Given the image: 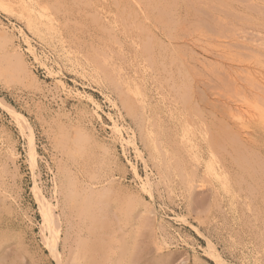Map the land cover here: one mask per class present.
<instances>
[{
	"label": "rangeland",
	"instance_id": "374dc122",
	"mask_svg": "<svg viewBox=\"0 0 264 264\" xmlns=\"http://www.w3.org/2000/svg\"><path fill=\"white\" fill-rule=\"evenodd\" d=\"M163 1L0 0V264H264V1Z\"/></svg>",
	"mask_w": 264,
	"mask_h": 264
},
{
	"label": "bare ground",
	"instance_id": "6f19581e",
	"mask_svg": "<svg viewBox=\"0 0 264 264\" xmlns=\"http://www.w3.org/2000/svg\"><path fill=\"white\" fill-rule=\"evenodd\" d=\"M161 1V0H160ZM163 1V0H162ZM194 3H195V5L197 6V4L196 3H198V1H196V0H192ZM226 1V3L228 2L227 0H225ZM224 1V2H225ZM233 1V0H232ZM231 0H230V2H232ZM259 1V0H258ZM261 2H263L264 0H260ZM158 2V1H157ZM167 1H163V3H165V5H164V7H162L163 9H166V7H167V3H166ZM191 2V1H190ZM201 2V1H200ZM204 2V1H203ZM203 2H201V3H203ZM214 2V1H213ZM221 2H222V0L220 1V5H221ZM238 2V1H237ZM246 2V1H245ZM248 2H249V0H248ZM219 3V2H218ZM229 3V2H228ZM193 4V3H192ZM199 4V3H198ZM204 4V3H203ZM236 4V3H235ZM259 4V3H258ZM159 4H157L156 6H158ZM200 5V4H199ZM205 5H206V7H205ZM211 5V4H210ZM209 5V6H210ZM214 5H216V4H214ZM262 5H263V7H264V3H262ZM160 6H163V5H160ZM206 9L209 7L208 5H207V3L206 4H204L203 5ZM208 6V7H207ZM223 6V5H222ZM227 6V5H226ZM225 5H224V7H226ZM245 6V5H244ZM243 6V7H244ZM255 6V5H254ZM257 6V5H256ZM159 7V6H158ZM217 7V6H216ZM216 7H214L215 9H216ZM246 7V6H245ZM258 7V6H257ZM257 7H254V8H250L249 6H247L246 8L247 9H249V12H248V10H247V13L250 15V16H253V14L256 12V14L257 13H260L259 12V10L257 11L256 10V8ZM262 7V6H261ZM201 8V7H200ZM214 8H213V10H214ZM222 8V7H221ZM226 8H228V6L226 7ZM231 8V7H230ZM229 8V9H230ZM199 9V8H198ZM206 9H203V10H206ZM225 9V8H224ZM240 9V8H239ZM258 9V8H257ZM260 9V8H259ZM264 9V8H263ZM222 10V9H221ZM262 10V9H261ZM212 11V10H211ZM210 11V12H211ZM216 11V10H215ZM217 11H219V10H217ZM216 11V12H217ZM244 11V10H243ZM209 12V11H208ZM223 12V11H222ZM222 12H219V13H222ZM226 12V11H225ZM235 12V11H234ZM244 12H246V10L244 11ZM262 12V11H261ZM219 13L217 12V13H215V18H217V19H215V21H217V23H218V21H222L221 19H220V15H219ZM240 13V12H239ZM242 14V13H241ZM255 14V15H256ZM224 15V14H223ZM231 15V14H230ZM236 15V14H235ZM258 15V14H257ZM224 17H225V15H224ZM223 17V18H224ZM233 17V16H232ZM238 17V16H237ZM257 18L259 17V16H256ZM264 17V16H263ZM226 18H227V16H226ZM251 18V17H250ZM212 19V18H211ZM208 20H210V19H208ZM214 20V19H213ZM243 20V19H242ZM259 20H261V19H259ZM186 21V20H185ZM245 21V20H244ZM207 22V21H206ZM209 22V21H208ZM207 22V23H208ZM226 22V21H225ZM229 22V21H228ZM242 22V21H241ZM258 22V21H257ZM186 23H187V21H186ZM189 23V25L191 24L190 22H188ZM203 19L202 20H199L198 22H197V24H196V22L194 23V24H196V26L197 27H200V25L202 26L203 24ZM216 22H215V24H217ZM221 23V22H220ZM220 23H218V24H220ZM230 23V22H229ZM238 23V22H237ZM184 24V21H182V25ZM209 24V23H208ZM214 24V25H215ZM217 24V25H218ZM241 24V23H240ZM185 25V24H184ZM184 25H183V27H184ZM209 25H211V24H209ZM213 25V24H212ZM229 25V24H228ZM244 25V24H243ZM186 26V25H185ZM245 26V25H244ZM192 28H193V26H191ZM194 27H195V25H194ZM206 27V26H205ZM212 27V26H211ZM216 27V26H215ZM218 27V26H217ZM216 27V28H217ZM220 27V26H219ZM221 29H223L222 27H221ZM204 30V29H203ZM218 31V30H217ZM257 35V34H256ZM258 37H260V35L258 36ZM262 37V36H261ZM242 41V40H241ZM245 41V40H244ZM253 41V40H252ZM6 44H5V48H7V49H10V50H13V45L10 43V42H8V41H6L5 42ZM255 43V42H254ZM240 45V44H239ZM253 45V44H252ZM243 46V45H242ZM264 46V45H263ZM232 47V46H231ZM237 48H238V46H236ZM251 47V46H250ZM250 47H249V49H250ZM253 47V46H252ZM253 48H255V47H253ZM264 48V47H263ZM242 49V48H241ZM240 49V50H241ZM259 49V48H258ZM9 50V51H10ZM239 50V51H240ZM261 50V49H260ZM246 51V50H245ZM3 52V51H2ZM8 52V51H7ZM242 53H244V51L242 52ZM237 54H240V52L239 53H237ZM259 54V53H258ZM247 55V54H246ZM230 56V55H229ZM232 57V56H231ZM240 58V57H239ZM217 64H218V62H217ZM222 64V63H221ZM223 65V64H222ZM211 67V66H210ZM217 68V67H216ZM225 69V68H224ZM219 71V70H218ZM224 71V70H223ZM226 71V70H225ZM224 71V72H225ZM228 72V71H227ZM221 74V73H220ZM222 75V74H221ZM231 75V74H230ZM247 76V75H246ZM249 76V78H251L252 79V77H250V75H248ZM222 77H225L224 75L222 76ZM234 77V76H233ZM226 78V77H225ZM224 78V79H225ZM248 78V77H247ZM246 78V80H249V79H247ZM244 79V78H243ZM226 80V79H225ZM229 81H228V85H230L229 84V82L230 81H233V80H230V78L228 79ZM235 80V79H234ZM235 82V85H236V81H234ZM254 82V81H253ZM260 82V81H259ZM232 83V82H231ZM261 83V82H260ZM249 84V83H248ZM250 84H252V82L250 83ZM259 84V83H258ZM257 84V85H258ZM264 84V83H263ZM226 85V84H225ZM238 85V84H237ZM262 86V85H261ZM264 86V85H263ZM245 87V86H244ZM236 88V87H235ZM264 88V87H263ZM236 91V90H235ZM252 91V90H251ZM261 96V95H260ZM259 96V97H260ZM261 98H262V96H261ZM263 99H264V97H263ZM262 101H264V100H262ZM235 105V104H234ZM238 109V108H237ZM228 110V109H227ZM240 111V110H239ZM228 112H230L229 110H228ZM227 112V113H228ZM229 114H231V113H229ZM233 114V113H232ZM230 116V115H229ZM228 116V117H229ZM258 116V115H257ZM231 117V116H230ZM229 117V118H230ZM233 117V116H232ZM229 118H228V120H229ZM234 118V117H233ZM227 120V121H228ZM241 127H239L238 125H236V130L237 131H240L241 129H243L244 127H245V124H243V123H241V124H239ZM233 126H235V125H233ZM230 127H232V126H230ZM231 130H232V128H231ZM234 130V129H233ZM242 131V130H241ZM233 132H235V131H233ZM237 134V133H236ZM244 134V133H243ZM240 138V137H239ZM30 148V157H31V159H32V161H31V165H32V167L34 168V166H35V164H34V158H35V154H34V150H33V147L32 146H30L29 147ZM12 166H14V164L12 163ZM66 179V178H65ZM80 184V183H79ZM61 185V184H60ZM82 185V184H81ZM35 188V187H34ZM84 190V189H83ZM88 190V189H87ZM86 190V191H87ZM35 193H36V195H37V201L39 202V204H40V209H41V213H42V215H43V221H46V220H52L53 221V211L51 210L52 209V207L49 205V203L48 202H46V200L41 196V194H40V192H39V190H37V188H36V190H35ZM77 195H78V193H77ZM81 195V194H80ZM91 195V194H90ZM90 195L88 196L89 198H90ZM85 196V195H84ZM81 197V196H80ZM87 197V196H86ZM88 197L86 198V200L88 201ZM85 198V197H84ZM93 199V198H92ZM82 200V199H81ZM0 201H2V199L0 200ZM4 201V200H3ZM86 202V201H85ZM89 203V202H88ZM91 204V203H90ZM88 206H89V204H87ZM69 213V212H68ZM75 216V215H74ZM82 218V217H81ZM98 251V250H97ZM95 253H100V251H98V252H96L95 251ZM73 254V249L71 248V247H63L62 248V250H61V252L59 251V252H57L56 253V260H57V262H56V264H70L69 263V259L72 257L71 255ZM101 254H103L104 256L103 257H105L106 256V254H107V252H106V250L104 251H101ZM137 255L136 256H134L135 258L138 256V254L139 253H136ZM100 255V254H99ZM137 259V258H136ZM136 259H135V262H137L138 261V259H137V261H136Z\"/></svg>",
	"mask_w": 264,
	"mask_h": 264
}]
</instances>
